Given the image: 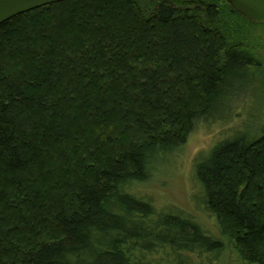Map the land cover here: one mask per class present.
I'll list each match as a JSON object with an SVG mask.
<instances>
[{"label":"trees","instance_id":"1","mask_svg":"<svg viewBox=\"0 0 264 264\" xmlns=\"http://www.w3.org/2000/svg\"><path fill=\"white\" fill-rule=\"evenodd\" d=\"M251 26L226 0H71L0 25V264H218L220 238L133 190L217 124L192 201L240 264H264Z\"/></svg>","mask_w":264,"mask_h":264},{"label":"rangeland","instance_id":"2","mask_svg":"<svg viewBox=\"0 0 264 264\" xmlns=\"http://www.w3.org/2000/svg\"><path fill=\"white\" fill-rule=\"evenodd\" d=\"M190 6L196 5L190 4ZM200 7L204 12L207 10L204 6ZM204 12L197 14L198 17L205 18ZM255 25L247 27L243 37L246 38V42L262 62V67L259 68L256 75L259 81H264V25ZM186 31L192 37L203 39L202 36L191 30L189 25ZM205 40L211 45L216 42L212 38ZM253 98L251 104L245 110L247 118L251 122H253V117L260 116L264 112V87H259L253 93ZM228 127L230 126L225 127L218 124L211 127L199 125L187 136L185 144L182 145L175 156L158 163L155 166L152 178L146 183L135 184L133 190L139 195L149 197L157 209L166 206H177L194 216L213 236L220 238L223 242L225 250L218 264H240L233 243L223 235L215 218L197 209L192 201L196 189L194 182L195 159L201 154L210 152L216 142L224 136V132ZM255 181L257 182V180L252 179L250 184H255Z\"/></svg>","mask_w":264,"mask_h":264},{"label":"water","instance_id":"3","mask_svg":"<svg viewBox=\"0 0 264 264\" xmlns=\"http://www.w3.org/2000/svg\"><path fill=\"white\" fill-rule=\"evenodd\" d=\"M71 0H0V25L36 9ZM230 7L254 24L264 25V0H226Z\"/></svg>","mask_w":264,"mask_h":264}]
</instances>
